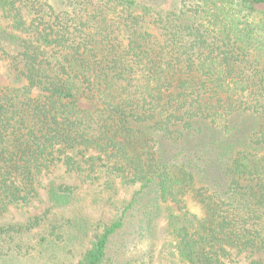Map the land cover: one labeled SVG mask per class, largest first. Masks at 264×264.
I'll return each instance as SVG.
<instances>
[{
	"label": "trees",
	"instance_id": "16d2710c",
	"mask_svg": "<svg viewBox=\"0 0 264 264\" xmlns=\"http://www.w3.org/2000/svg\"><path fill=\"white\" fill-rule=\"evenodd\" d=\"M0 51V264H264V0H0Z\"/></svg>",
	"mask_w": 264,
	"mask_h": 264
},
{
	"label": "rangeland",
	"instance_id": "374dc122",
	"mask_svg": "<svg viewBox=\"0 0 264 264\" xmlns=\"http://www.w3.org/2000/svg\"><path fill=\"white\" fill-rule=\"evenodd\" d=\"M1 27L5 30L9 29V24L7 21L3 20L1 23ZM4 47L7 46L4 45ZM5 54H3L2 51H0V84L1 85H7L10 80L7 76V68H6V61L5 60ZM69 183H75V180H68ZM120 190V189H119ZM118 190V191H119ZM128 194H130L129 191H125V190H120V194L118 193L117 195V201H119V199L121 198H125L128 197ZM94 194H87L85 195V193H82V197H84L81 201H79L74 208H72V210L70 212H66V214L69 217L74 218H83V215H85L84 213L81 212V208L84 209L83 211L85 213H87V216L90 215L91 219L93 220V222L99 221V220H108L112 217V214H110V211H105L104 210V204L102 203L101 207L100 205H98L96 203L95 197L93 196ZM43 208H36V207H31L28 209L23 210L22 212H16L14 213L13 216L10 217V219H12L13 221H22L24 220L27 216H31V215H36L39 214L41 212V209ZM38 237H36V239L34 240L33 243L38 241ZM264 258V257H263ZM69 260V261H68ZM166 260V259H165ZM79 261V256L77 257H73L69 259H66L64 257V255L61 252H54V254H51L49 259H44V258H38L33 262L27 263V264H77ZM164 262V261H163ZM166 264V261L163 263Z\"/></svg>",
	"mask_w": 264,
	"mask_h": 264
}]
</instances>
